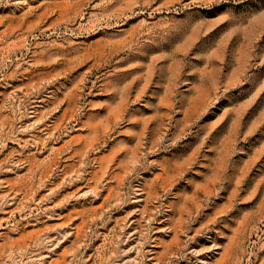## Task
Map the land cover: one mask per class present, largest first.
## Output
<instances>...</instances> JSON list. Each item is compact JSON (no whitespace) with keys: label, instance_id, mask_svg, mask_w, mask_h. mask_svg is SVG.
Listing matches in <instances>:
<instances>
[{"label":"rangeland","instance_id":"obj_1","mask_svg":"<svg viewBox=\"0 0 264 264\" xmlns=\"http://www.w3.org/2000/svg\"><path fill=\"white\" fill-rule=\"evenodd\" d=\"M0 264H264V0H0Z\"/></svg>","mask_w":264,"mask_h":264}]
</instances>
